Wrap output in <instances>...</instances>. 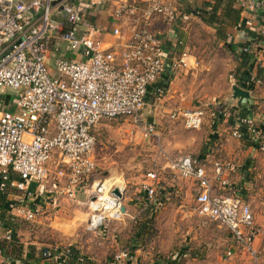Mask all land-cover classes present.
Wrapping results in <instances>:
<instances>
[{
    "label": "built area",
    "instance_id": "obj_1",
    "mask_svg": "<svg viewBox=\"0 0 264 264\" xmlns=\"http://www.w3.org/2000/svg\"><path fill=\"white\" fill-rule=\"evenodd\" d=\"M107 1L0 0L1 192L7 185L27 192L29 183L42 184L50 176V164L59 166L55 174L67 179L68 188L84 183L96 165L92 129L103 120L131 118L146 136H156L155 125L144 120L142 110L149 87L165 72L166 60L159 35L149 25L153 16L172 23L176 10L164 0H114L116 18L137 16L142 25L134 29L126 44L111 48L99 40L101 28L87 21V16L104 9ZM247 7L255 9L253 5ZM58 14L64 19H59ZM53 16L57 18L53 20ZM112 35L120 37V31L113 29ZM62 45L71 55L65 56ZM241 52L249 54L251 50L247 46ZM260 52L264 54V44ZM50 56L58 77L49 75ZM179 64H183L182 59L176 66ZM249 83L253 85L258 80L251 76ZM155 91L158 97L162 95V89ZM12 92L17 94L13 96ZM207 114L214 120L230 118L231 137L244 140L245 132L264 153V124L257 125L251 117L234 116L226 109L199 102L192 109L174 111L170 118L181 119L185 129L198 130ZM168 166L181 178L197 183L196 214L223 226L234 244L250 258V264H258L260 254L253 243L260 230L254 225L249 205L230 194H214L198 158L168 159ZM234 168L231 162L214 164L213 178L228 192L231 188L223 179V171L232 172ZM11 175L17 179H11ZM115 187L109 180L91 184L89 230L97 231L107 221L123 216L122 202L112 195ZM144 192L147 203L154 202L155 190L146 186ZM27 196L31 197L32 192L28 191ZM16 213L26 221H34L41 209L21 206ZM5 240H10L9 232ZM70 251L45 249L39 262L33 264H64ZM129 258L128 251L117 252L112 264H125ZM0 264L23 263L5 259L0 246Z\"/></svg>",
    "mask_w": 264,
    "mask_h": 264
},
{
    "label": "crops",
    "instance_id": "obj_2",
    "mask_svg": "<svg viewBox=\"0 0 264 264\" xmlns=\"http://www.w3.org/2000/svg\"><path fill=\"white\" fill-rule=\"evenodd\" d=\"M164 1L175 8L176 17L170 24L159 16H153L150 21V30L158 34L162 42L166 68L158 81L149 87L144 108L149 107L150 116L144 117L145 121L154 124L155 120L160 122L167 117L169 122L183 126L181 119H171L170 115L176 110L192 109L199 102H207L215 105V109L228 110L234 116L240 112L248 113L246 117L253 118L257 125L264 124V54L260 52L264 41L256 42L250 37V33L264 37V0ZM107 5L90 18L101 28V42L111 48L123 46L142 21H138L137 16L116 18V3L109 1ZM249 5L255 9L250 10ZM58 18L64 19L61 14ZM206 20H210L211 25ZM113 29L120 31V37L112 35ZM247 42L251 50L248 73L258 83L245 86L238 84L233 76L240 64L241 46ZM180 59L183 64L176 66ZM233 85L248 92L249 98L241 103L234 99ZM157 88L162 89L159 97L155 91ZM230 124V118L214 120L207 114L198 131L189 133L188 137L194 144L205 143L198 159L204 164L213 193L218 196L230 194L249 205L254 225L260 230L253 247L260 254L258 264H264V153L251 141L232 138ZM170 132L175 133L171 128ZM173 147H182V142H175ZM183 157L170 160L180 161ZM93 159L95 161L94 155ZM218 162H231L235 166L232 172L223 171V179L231 188L229 192L213 178L214 164ZM50 165L47 181L28 184L27 192H32L31 197L26 191L11 188L13 191L6 198L8 207L0 210V243L5 245L8 242L5 236L9 232L10 240L21 245V259L27 260L28 264L39 262L42 251L50 248L78 250L82 258L98 264L103 259L108 260L115 243L128 245L127 239L122 241L117 237L118 220L107 221L97 231L87 228L93 199L89 179L68 188L67 179L55 174L59 166ZM53 167L54 178L51 177ZM167 167L171 175L181 180L174 188V191H180L174 195L178 196L180 203L175 208H165L171 199L167 195L156 203L153 213L158 235L154 237V247L137 249L125 264H250V258L234 244L229 232L216 222L213 223L222 229L217 238L205 237L207 227L204 226H200L204 228L201 234L196 235V222H210L195 212L190 192L195 195L197 183L193 179L181 178L178 172L169 168L168 163ZM127 199L123 197V207ZM156 200L155 197L154 202ZM146 204L143 191L135 205L144 214L147 213ZM21 206H38L41 214L34 221H26L22 216H15ZM124 210L123 216H126L129 210L126 206ZM146 216L149 218L153 214ZM227 252L231 255L227 256ZM107 264H112V261Z\"/></svg>",
    "mask_w": 264,
    "mask_h": 264
},
{
    "label": "rangeland",
    "instance_id": "obj_3",
    "mask_svg": "<svg viewBox=\"0 0 264 264\" xmlns=\"http://www.w3.org/2000/svg\"><path fill=\"white\" fill-rule=\"evenodd\" d=\"M109 1L115 2L114 0H108L107 3ZM56 18L53 16L52 19L55 20ZM62 49L65 56L71 55V51L66 46L62 45ZM59 56L60 54L57 55V57ZM52 59L53 56H50L48 59V63H50L47 66L49 75L51 77H58V73L53 68ZM12 93L13 96L17 94V92ZM148 116H150L149 107L146 106L143 110V118H147ZM166 119L160 122L154 119L156 123H154L156 126V136H146L131 118L104 120L93 130L96 138V145L93 152L96 165L93 177L89 178L88 186L93 182L109 180V182L116 186L115 188L122 187L123 197L128 198L124 201V207L126 206L129 210L126 216H122L118 220L117 231L119 235L117 237L121 238L122 241L123 239L129 240L135 233L137 225L145 221L146 217H142L143 213L138 211L135 202L138 198L140 199V194L143 193L146 186L152 187L155 190L156 199L160 194L171 197L166 202L167 205L165 208H175L179 205L178 196L174 195L180 191L176 192L174 188H177L175 184L181 180L171 175L168 171V159H178L183 156L198 158L200 155L199 151L201 152V148L205 147V143L203 144L204 141L200 144H194L188 137L189 133H194L198 130H187L183 126H177L175 122H169V118L166 117ZM170 128L174 130V134L170 132ZM163 139H166V141H163ZM175 142H182V147H173ZM53 172L54 167L51 168L52 178L55 177ZM190 193L192 200H194V193L192 191ZM192 208L194 209V206ZM134 210L136 211L133 213ZM136 212L137 214H135ZM150 218L152 221L151 228L149 229L150 233L144 237V241L142 242L145 245L143 247L145 250L154 247V237L158 235L155 230L154 213ZM121 223H123V226ZM200 226L207 227L204 235L211 239L217 238L222 232V229L213 222L200 224L198 221V223L196 222L195 228L197 230L196 235L198 236L204 230ZM207 231L209 232L207 233ZM112 250L114 251L110 253L108 260L103 259L98 264L113 262V257L116 252L123 250L129 251L126 244L118 243H115V247Z\"/></svg>",
    "mask_w": 264,
    "mask_h": 264
},
{
    "label": "trees",
    "instance_id": "obj_4",
    "mask_svg": "<svg viewBox=\"0 0 264 264\" xmlns=\"http://www.w3.org/2000/svg\"><path fill=\"white\" fill-rule=\"evenodd\" d=\"M92 17V16H91ZM212 16L209 18L211 19ZM87 21L90 23L92 22V19L90 17L87 16ZM206 22L208 23V25H211L210 20H206ZM250 37H252L253 39H255V41H264V37L256 35V34H251L250 33ZM250 43H245L241 46V48L243 47H249ZM249 55L247 53L244 52H240V56H239V60H240V64L239 67L237 68V70L234 73V79L235 81L240 84V85H248L249 83V78L251 77L248 73V61H249ZM239 117H246L248 116V113L245 114L243 112H240L238 114ZM244 141L248 142L249 138L247 137V135L244 132ZM11 179H17L16 176L11 175ZM11 191H13L11 189V187H9V185H7L6 189L4 191H0V210L2 211V209L4 210V208L8 207L6 205H9L8 201H7V195L9 193H11ZM164 194H160L159 196H157V200L154 203H147L146 204V209H147V213L142 214V217L145 218V221H143L142 223H139L136 227V231L135 233L131 236V238L129 240H127V247L129 249V254L130 256L133 255V253L140 248H143L145 245L142 244V242L144 241V237L146 235H149L150 231L149 229L151 228V218L147 217L146 215H148V213L153 214L154 211V206H156L157 202L159 203L160 201H162V199L164 198ZM153 204V205H152ZM153 206V207H152ZM5 208V209H6ZM8 241L5 245L0 243L1 249H2V253H3V257L9 261L12 262H19V263H23V264H28L27 260H22L21 256H20V252H21V245L15 243V241L13 240H6ZM70 255L68 257V259L66 260V262L64 264H97L94 261L91 260H86L84 258H82L78 252V250L72 249L70 248ZM79 259H82L81 261Z\"/></svg>",
    "mask_w": 264,
    "mask_h": 264
},
{
    "label": "water",
    "instance_id": "obj_5",
    "mask_svg": "<svg viewBox=\"0 0 264 264\" xmlns=\"http://www.w3.org/2000/svg\"><path fill=\"white\" fill-rule=\"evenodd\" d=\"M232 94H233V98L237 99L239 101V103H241L243 99H248L249 98L248 92L243 91L242 89L238 88L235 85L232 86ZM112 195H114L116 198H118L120 200V202L123 201V195H122V193L120 192V190L118 188H114L113 189ZM120 211L122 213L125 212L123 205L120 208Z\"/></svg>",
    "mask_w": 264,
    "mask_h": 264
},
{
    "label": "bare ground",
    "instance_id": "obj_6",
    "mask_svg": "<svg viewBox=\"0 0 264 264\" xmlns=\"http://www.w3.org/2000/svg\"><path fill=\"white\" fill-rule=\"evenodd\" d=\"M117 188H119L120 192H121L122 195H123L122 187H117Z\"/></svg>",
    "mask_w": 264,
    "mask_h": 264
}]
</instances>
